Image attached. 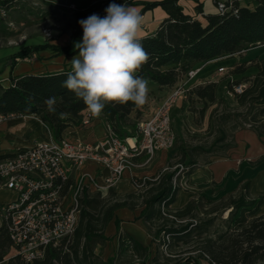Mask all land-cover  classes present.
<instances>
[{"label": "trees", "instance_id": "obj_1", "mask_svg": "<svg viewBox=\"0 0 264 264\" xmlns=\"http://www.w3.org/2000/svg\"><path fill=\"white\" fill-rule=\"evenodd\" d=\"M180 1L106 0L104 5L99 3L95 8H107L114 2L128 6L144 4L139 11L141 15L155 7L163 10L164 17L154 31L141 36V43L150 59L136 73L157 90H172L189 70L209 61L231 57L264 44V0L215 1L216 10L219 2L224 4V9L202 14L201 18L187 14ZM9 3L10 0H0V9H6ZM197 9L202 13L199 3ZM91 13L75 12L77 21L67 45L59 46L47 41L25 47L14 55L12 65L15 59H23L40 50L49 49L58 56L78 53L71 47L76 35L83 31L78 22ZM246 65L245 62L236 64L231 74L243 73ZM255 66L257 72L245 80L248 85L241 94L234 96L239 106L264 103V60ZM69 71L71 65L55 72L10 74L9 83L0 85V115L37 116L54 139H61L66 128L80 126L87 111L83 101L63 87ZM238 83L230 84L229 89ZM216 91L217 83L211 81L195 86L191 93L201 101L213 104L216 102ZM148 97H156L155 92H148ZM48 98H54L51 106L45 102ZM147 108L146 104L138 107L132 102L124 105L108 103L96 118L109 125L118 136L126 138L135 134L138 123L144 120L139 118L147 113ZM257 115L264 118V106L258 108ZM255 131L258 138L264 141V131ZM223 139L222 131L207 151H212ZM10 155L0 154V160ZM186 173L190 174L191 170ZM174 177L175 172L172 171L160 174L153 183L148 178L134 180L136 190H145L136 195L141 199L138 218L147 229L154 227V231L149 233L150 242L156 243L153 253L149 245L144 246L122 231L115 217L117 209L126 207L134 210V204L123 199L111 201L101 198L100 192L84 190L79 198L80 214L76 229L55 246H49L41 259L26 262L13 250L9 235L0 224V262L8 257L5 264H114V258L102 260L93 251L96 245L109 240L104 233L108 223L113 221L116 253L130 250L140 264H200L201 258L209 264H264V214L257 213L264 204V198L251 196L249 181L241 183L235 194L222 197L209 208H201L203 215L198 216L195 211L200 204L195 199L181 208L171 207L179 191L173 185ZM150 184L152 186L148 188ZM223 210H227V216L221 220V226L211 229L216 214ZM187 247H191L196 254L185 252Z\"/></svg>", "mask_w": 264, "mask_h": 264}, {"label": "built area", "instance_id": "obj_2", "mask_svg": "<svg viewBox=\"0 0 264 264\" xmlns=\"http://www.w3.org/2000/svg\"><path fill=\"white\" fill-rule=\"evenodd\" d=\"M223 9L224 4L219 2L217 10ZM4 15L5 9L1 8L0 16ZM33 59L34 56L23 58ZM197 71L198 68L189 70L186 79L193 78ZM244 88V84L234 85L227 93L236 96ZM186 92L184 83H179L129 137L121 138L107 124L103 136L95 141L63 137L56 140L46 129L48 137L17 148L0 160V187L14 194L10 201L0 203V224L5 227L14 251L31 262L43 258L49 246L72 235L84 190L101 192L112 188L125 172L130 173L135 186L136 158L145 156L148 163L158 151L173 148L176 136L170 113L178 99H186ZM13 117L0 115V125ZM94 119L87 110L79 127ZM86 165L97 167L99 173L83 171Z\"/></svg>", "mask_w": 264, "mask_h": 264}, {"label": "rangeland", "instance_id": "obj_3", "mask_svg": "<svg viewBox=\"0 0 264 264\" xmlns=\"http://www.w3.org/2000/svg\"><path fill=\"white\" fill-rule=\"evenodd\" d=\"M33 1L34 0H31V2H29V0L17 1L18 4L20 3L24 6L22 9L24 12L23 15L16 16L18 23H20L21 25L17 26L18 24L16 25L15 23H13L11 26L12 38L10 39V41L12 46L19 47L22 46L24 43H32L36 40L41 42L56 41L54 42V45L65 46L68 44L70 40V33L76 25L77 18L75 17V12L92 11L91 15L97 14L100 17H104L106 15V8L104 6L99 10H95L99 3L104 5L106 0H53V4L43 0V4L53 6L52 10L43 11L42 13L37 14L31 8L33 6ZM143 5L144 4H134L129 6L135 7L140 11L143 8ZM156 8L163 12L160 7H155L153 9ZM151 10H146L145 12ZM6 16L7 15L5 14L0 18L7 19L8 21L10 14L8 17ZM11 17L12 19H14V16ZM82 19L83 18H81L80 20ZM44 30H46L47 32L45 33ZM82 36L83 31L76 35L75 41H73L71 47H74V43L81 42ZM1 42L2 41H0V43ZM59 56L61 57L56 59L55 62L52 61L53 63H48L51 69L55 70L61 67V65H63L64 62L62 58L65 55ZM35 57L36 58L33 59V61L38 59L36 55ZM239 58H242V60H247L244 61L247 64L246 70L240 74H231L232 70L236 68L235 65L238 64L237 62ZM262 60H264V44L250 47L239 54H235L230 58L224 59L220 63L229 65L232 62H237L232 66H228L226 71L224 72H214L212 75L203 79L201 84H198L205 85L211 81L217 83L215 103L209 104L198 99L194 94L191 93L193 88L198 85H193L187 90L186 99L182 101V105L171 111V125L176 136L175 144L172 149L166 151V156L164 157L162 163L155 167L153 175H150L148 177L143 176L140 178H148L151 180L150 182L153 183L154 180H156L160 174L172 171L175 172V186L178 187L179 191L177 193L175 202L171 205L173 209H177V207L182 204V201H186L183 200L181 196L183 195V192H187L193 185L196 184L195 182L193 183L191 179V176L195 174L196 170L202 168H204L205 170L207 167H209V165L213 163L214 160L217 161L219 159H222L223 157L227 158L231 155V152L235 151L236 134L238 132L251 131L257 135L255 130L264 131V118H261L259 115H257L258 108L264 106V103H253L246 104L244 106H239L235 97L229 96L227 93L230 84H234L235 82H239L236 85L244 84L246 87L248 83H246L245 80L250 76H254L252 74L255 72V70H257L255 64L261 63ZM186 80L188 79L184 77L182 80L179 81V83H185ZM148 89V92L152 91L157 93V91H159L156 88H149V86ZM165 94L167 95V92H164L162 95L153 97V99H155L156 102H159L164 96H166ZM149 102L153 103V101L151 100ZM147 103L148 101L145 103L148 106L147 113L141 118H139V120L149 117L150 114L154 111V108H149V105ZM254 116L255 118L253 119ZM250 123L252 124L251 127L248 126V124ZM222 131L224 132V139L222 141H219L212 151H207L211 143L221 135ZM42 132L43 138L45 136L48 137V134L43 126ZM26 133L27 131L23 132V134H21L20 136L13 135L9 139H7V142L1 141V143L4 144V147H2V149L0 148V152H11L6 149L8 148L6 146L8 142L10 144L18 143L19 145L23 146L22 140L28 138V133ZM261 143L262 145H264V141H262ZM260 161H264V156L258 158L256 161L248 163L250 166H254ZM237 168L239 169V164H237L236 162L231 164V169L236 170ZM188 170H191L190 174L186 173ZM224 170L225 168L221 169L219 173L221 181L224 180V176L228 171ZM202 180L203 178H201V181ZM217 181L218 179H215L210 182V193H206V195L202 194L205 191L204 189L195 191L192 199H195L197 203L200 204V208L196 209L195 211L198 216L203 215L201 212V208H209L212 203H216L220 200L211 199L214 195L215 186L219 184L217 183ZM131 185L128 183L119 185L118 183L112 188H108L104 191H101V198H109L111 201H116L120 199L126 200L130 204H134L135 209L130 210L126 207H121L119 209L125 208L135 213H140L141 199L139 197H136V195L144 193L145 190L138 191L136 190V187L134 185ZM150 186H152V184L148 185V188ZM239 186L240 184L238 185L237 189L239 188ZM109 189H112V191L109 192ZM237 189H235L233 192H229L224 197L231 193L235 194ZM254 191H261L260 196L264 198V177H261L260 181L255 183ZM12 198H14L12 192L0 187V202H6L8 200H11ZM260 212L264 213V204L260 206ZM132 216L134 220L139 219L138 217L136 218L135 215H131V217ZM216 216L217 218L211 229H217L219 226H221V220L227 216V210L218 212ZM116 219L119 223L120 220L117 216ZM141 222L143 229L145 230V234H147L149 238L148 245L150 246L151 252L153 253L156 243L150 242L151 237L149 233H152L154 231V227H151V229H147L146 225L143 223L142 220ZM112 224H114L115 226L114 222ZM111 226L112 225L110 224L107 225L104 233L106 236L109 237V240L102 245H96L93 250L94 254L99 256V258H101L102 260L114 258V264H140V262L133 256L130 250L122 251L121 253H116V234L112 235V233H110ZM137 236L139 237V235ZM191 250H193L191 247H187L184 249L185 252H190ZM191 252V254H196L195 251ZM9 255H11V253ZM7 258L8 257H6L5 260L0 262V264H5L7 262ZM200 264L209 263L203 258H201Z\"/></svg>", "mask_w": 264, "mask_h": 264}, {"label": "crops", "instance_id": "obj_4", "mask_svg": "<svg viewBox=\"0 0 264 264\" xmlns=\"http://www.w3.org/2000/svg\"><path fill=\"white\" fill-rule=\"evenodd\" d=\"M18 0H10V3L8 7L5 9L6 17L9 16L8 21L7 19L0 18V85L6 86L9 83V76L12 75H20L25 73H44V72H55L63 69L64 67L70 66V61L73 59L74 56L78 55V53L72 55V56H62L63 58V65L59 67L58 69H51L48 65V63H53L56 61V59L60 58L61 56H54L52 52L49 49L46 50H40L37 52L32 53L29 56H37V60L32 61H26L23 59H15L14 65H12V60L14 59V55L22 50L25 47H31L35 45H41L44 42L41 41H34L32 43H24L22 46L15 47L11 45L10 39L12 34V24L15 23L17 26L21 25L18 23L16 16L23 15V5L20 3H17ZM24 1V0H23ZM27 1V0H25ZM43 0H34L32 2L33 6L31 7L33 11L37 13H42L43 11L52 10V5H46L42 3ZM46 2L54 3L53 0H44ZM215 1H224V0H181L180 3L184 8V11L194 17L201 18L202 14L207 13H215L216 6ZM31 2V0H29ZM45 2V3H46ZM201 5L202 13L197 9V4ZM187 6V7H186ZM19 8V9H18ZM46 8V9H44ZM12 12V13H11ZM11 16H14V19H12ZM1 17V16H0ZM143 17V24L141 28V36L148 35L154 31L159 21L164 17V13L161 12L158 8L153 9L151 11L145 12L142 14ZM56 42V41H54ZM54 42H49V44H54ZM75 43L73 44V46ZM63 46V45H62ZM75 47H72V49ZM36 58V57H35ZM230 57L225 58H219L216 60L209 61L203 65H201L198 68V71L196 75L185 81L184 87L188 90L193 85H198L202 83V80L206 77L212 75L214 72H224L226 71L228 66H232L237 61L232 62L229 65H225L223 63H220L224 59H227ZM53 61V62H52ZM247 60H242V58H239L237 63H242ZM219 68H224V71H219ZM249 70V69H248ZM257 72L252 74L254 75ZM211 73V74H210ZM251 78V76L249 77ZM149 88H155L154 85L151 83H148ZM171 91V90H170ZM170 91L165 90H159L157 91L156 96L162 95L164 92H167V95L170 93ZM166 95V94H165ZM166 95V96H167ZM164 96L159 102H156L155 99L152 97L148 98V105L149 108H155L163 101V99L166 97ZM153 101V103L149 101ZM185 99H178L175 105L172 107L173 111L175 108L182 105V101ZM151 115V114H150ZM42 122L37 116H15L13 118H8L0 125V143L1 141H6L11 136L21 135L23 132L27 131L28 138L25 140H22L23 146L19 145L18 143L10 144L7 143L6 148L8 151H11V155L14 153V151L17 148L20 147H26L32 144L35 140L38 139H44L43 138V132H42ZM104 133V123L101 119L96 118L92 122H90L89 125L84 127H77V126H69L63 131L62 137L68 138V139H81L86 141H95L103 136ZM10 141V140H9ZM262 141L257 137V135L251 131H241L236 134V147L235 151L231 152V155L227 158L223 157L219 160H214L209 167H207L205 170L204 168L196 170L195 174L191 176L192 182L196 183L193 185L190 190L187 192H183V195L181 198L186 201H182V204L177 207L181 208L183 205H185L190 199L193 198V195L196 190H205L202 194L206 195V193H210V182L212 180H217L218 185L215 186L214 189V195L211 199H221L229 192H233L235 189H237L238 185L249 181L250 182V188H251V195L252 196H260L261 191H254L255 183L259 182L261 177H264V161H260L256 163L254 166H250L248 162L256 161L258 158L264 156V145L261 143ZM4 144H0V148ZM167 150H160L158 151L154 158L148 162H146L145 156L137 157L135 160V167L133 169V174L136 177H148L150 175H153L155 167L157 165H160L166 156ZM2 153V152H0ZM3 154V153H2ZM239 164V169L234 170L231 169L232 163ZM224 171L228 170L224 176V180H220V170L224 169ZM83 171H86L88 173H92L94 175L98 174V168L93 165H86L83 168ZM237 171V172H236ZM203 177H202V176ZM201 178L203 180L201 181ZM221 181V182H220ZM119 185L121 184H132L130 173L125 172L122 176V178L118 181ZM117 183V184H118ZM116 184V185H117ZM133 185V184H132ZM131 185V186H132ZM8 191V190H7ZM11 192V191H10ZM94 192V191H92ZM13 194V193H12ZM186 194V195H185ZM14 195V194H13ZM186 197V198H185ZM13 199V198H12ZM10 201V200H8ZM7 202V201H6ZM1 203V202H0ZM258 214H264L260 212V208L257 212ZM115 217L117 216L120 220L119 227L122 231L128 233L133 238L138 240L141 244L144 246H147L148 236L145 234V230L143 229L142 222L140 219L134 220L133 216L137 218L139 215L138 213H135L133 211H130L128 209H117L115 212ZM131 217V218H130ZM113 221H110L108 225L111 226L110 233L112 235L115 234V226L112 224ZM109 233V232H106ZM139 235V237L137 236ZM14 250V249H13Z\"/></svg>", "mask_w": 264, "mask_h": 264}, {"label": "clouds", "instance_id": "obj_5", "mask_svg": "<svg viewBox=\"0 0 264 264\" xmlns=\"http://www.w3.org/2000/svg\"><path fill=\"white\" fill-rule=\"evenodd\" d=\"M106 15L92 14L78 23L83 29L81 42L74 47L78 55L70 61L63 87L99 117L106 104L132 102L143 106L148 99V81L136 75L150 59L141 43L143 17L126 3H110ZM49 106L54 98L45 101Z\"/></svg>", "mask_w": 264, "mask_h": 264}]
</instances>
